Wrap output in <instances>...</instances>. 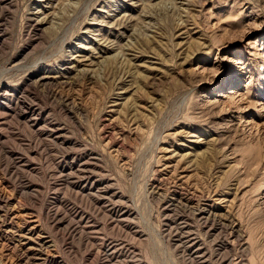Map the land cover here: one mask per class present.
<instances>
[{
	"label": "rangeland",
	"instance_id": "374dc122",
	"mask_svg": "<svg viewBox=\"0 0 264 264\" xmlns=\"http://www.w3.org/2000/svg\"><path fill=\"white\" fill-rule=\"evenodd\" d=\"M0 264H264V0H0Z\"/></svg>",
	"mask_w": 264,
	"mask_h": 264
},
{
	"label": "bare ground",
	"instance_id": "6f19581e",
	"mask_svg": "<svg viewBox=\"0 0 264 264\" xmlns=\"http://www.w3.org/2000/svg\"><path fill=\"white\" fill-rule=\"evenodd\" d=\"M122 22H124V21H122ZM122 22H120L119 24H122ZM202 214H203V212H202ZM201 218H203V217L201 216ZM201 218H200V219H201ZM205 219H206V218H205ZM195 251H196V250H195Z\"/></svg>",
	"mask_w": 264,
	"mask_h": 264
}]
</instances>
